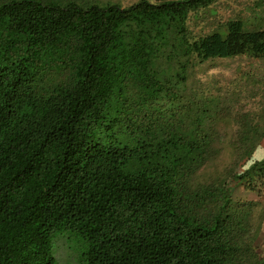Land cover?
<instances>
[{
  "label": "trees",
  "instance_id": "obj_1",
  "mask_svg": "<svg viewBox=\"0 0 264 264\" xmlns=\"http://www.w3.org/2000/svg\"><path fill=\"white\" fill-rule=\"evenodd\" d=\"M217 1L0 0V264H61L62 243L66 264H264V208L232 197L264 184V109L224 145L223 108L186 87L209 59L264 60V15L192 35Z\"/></svg>",
  "mask_w": 264,
  "mask_h": 264
},
{
  "label": "rangeland",
  "instance_id": "obj_2",
  "mask_svg": "<svg viewBox=\"0 0 264 264\" xmlns=\"http://www.w3.org/2000/svg\"><path fill=\"white\" fill-rule=\"evenodd\" d=\"M100 1L126 7L138 0ZM259 4H261V8L258 7ZM259 15H264V3L260 0H218L211 7L191 14L188 25L192 35L199 37L217 30L230 19H243L250 26H257L261 22ZM186 87L190 95H195L201 100L214 97V101L210 105L223 108L224 118L218 122V126L222 133L227 135L224 143L226 145L233 129L237 126L232 121L236 113H248L253 116H261L263 113L264 60L245 55L209 59L190 71ZM255 156L256 159H260L257 154ZM231 162L230 148H226L218 158L206 165L202 173L205 178L219 174ZM250 163L251 161L248 160L243 161V167L237 171L246 169ZM232 197L234 200L259 201L264 208V184L261 185L259 191L249 190L242 185L237 186L233 189ZM260 210L258 207L255 209L254 226L258 228L255 246L258 254L264 259V213L260 216ZM72 250L76 251L75 248ZM72 250L64 243L59 245L57 255L61 264L73 262L76 253Z\"/></svg>",
  "mask_w": 264,
  "mask_h": 264
},
{
  "label": "crops",
  "instance_id": "obj_3",
  "mask_svg": "<svg viewBox=\"0 0 264 264\" xmlns=\"http://www.w3.org/2000/svg\"><path fill=\"white\" fill-rule=\"evenodd\" d=\"M263 155H264V152H262V153H260V154H257V156H258L259 158H261Z\"/></svg>",
  "mask_w": 264,
  "mask_h": 264
}]
</instances>
